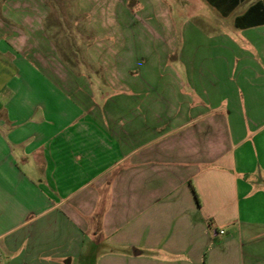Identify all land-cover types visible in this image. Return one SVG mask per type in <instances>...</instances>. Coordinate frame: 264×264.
<instances>
[{
  "label": "crops",
  "instance_id": "crops-1",
  "mask_svg": "<svg viewBox=\"0 0 264 264\" xmlns=\"http://www.w3.org/2000/svg\"><path fill=\"white\" fill-rule=\"evenodd\" d=\"M202 1L232 37L164 95L5 4L0 264H264V0Z\"/></svg>",
  "mask_w": 264,
  "mask_h": 264
},
{
  "label": "rangeland",
  "instance_id": "rangeland-1",
  "mask_svg": "<svg viewBox=\"0 0 264 264\" xmlns=\"http://www.w3.org/2000/svg\"><path fill=\"white\" fill-rule=\"evenodd\" d=\"M8 1L25 3L10 13V21L20 25L24 17H38L42 23L35 28L41 30L32 32L48 37L64 55L73 45L84 62L86 46L92 45L98 64L133 67L138 72L131 77L145 75L139 71L143 67H156L162 95L169 92L165 82L174 71L184 85V57L191 59L190 67H217L215 44L232 37L231 20L218 19L202 0H0V17Z\"/></svg>",
  "mask_w": 264,
  "mask_h": 264
},
{
  "label": "trees",
  "instance_id": "trees-1",
  "mask_svg": "<svg viewBox=\"0 0 264 264\" xmlns=\"http://www.w3.org/2000/svg\"><path fill=\"white\" fill-rule=\"evenodd\" d=\"M247 17H249V13L246 16H244L243 18L237 19L236 26L237 27H244V26H246L245 24H243V21L246 20Z\"/></svg>",
  "mask_w": 264,
  "mask_h": 264
},
{
  "label": "built area",
  "instance_id": "built-area-1",
  "mask_svg": "<svg viewBox=\"0 0 264 264\" xmlns=\"http://www.w3.org/2000/svg\"><path fill=\"white\" fill-rule=\"evenodd\" d=\"M220 233H221V234H223V233H224V231H221Z\"/></svg>",
  "mask_w": 264,
  "mask_h": 264
}]
</instances>
